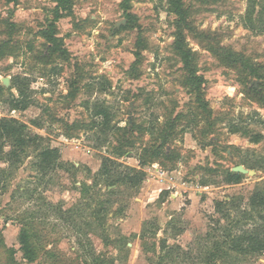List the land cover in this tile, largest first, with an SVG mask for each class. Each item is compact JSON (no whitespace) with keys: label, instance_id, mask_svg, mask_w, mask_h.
<instances>
[{"label":"rangeland","instance_id":"374dc122","mask_svg":"<svg viewBox=\"0 0 264 264\" xmlns=\"http://www.w3.org/2000/svg\"><path fill=\"white\" fill-rule=\"evenodd\" d=\"M58 6L0 0L4 99L15 76L30 80L34 99L23 112L3 99L0 118L44 136L65 164L42 177L31 150L0 176V264H264V255L224 246L228 226L234 234L264 227V206H249L264 192V138L253 142L264 136V0H182L183 19L170 0ZM251 10L256 30L247 27ZM180 40L200 83L176 50ZM102 107L112 131L94 127ZM105 157L144 169L145 182L108 193L115 178L98 177ZM238 166L255 174L228 184ZM218 201L235 203L231 220Z\"/></svg>","mask_w":264,"mask_h":264},{"label":"trees","instance_id":"16d2710c","mask_svg":"<svg viewBox=\"0 0 264 264\" xmlns=\"http://www.w3.org/2000/svg\"><path fill=\"white\" fill-rule=\"evenodd\" d=\"M9 3H17L19 0H7ZM174 11L181 19L184 18V10L182 6V0H170ZM58 9L63 11L71 10V0H57ZM255 10L249 11V24L248 28L254 29L252 16ZM183 22V20H181ZM54 41V40H53ZM48 50L58 52L59 49L50 42L47 46ZM176 50L183 57L185 66L189 69L190 78L195 83H200L201 79L195 73L191 63V53L185 47V44L181 40L176 44ZM31 82L27 77L15 76L11 81V87L8 89L10 92L9 97L4 99L6 88L0 87V103L4 99V102L9 104L12 111L23 112L27 111L34 105V99L31 92ZM16 91L17 95L13 93ZM96 116L100 119L99 123H94L95 128H99L103 132L112 131V114L105 108H99ZM261 124L264 125V122ZM37 128H39L37 126ZM264 136L258 134L253 140L254 143H259ZM46 138L42 135L32 132L29 126L25 123L18 121L16 118L3 117L0 118V176L2 179L8 178L9 171L17 170L23 162L29 158L30 151L35 150L37 153V163L35 164L37 173L42 177L49 176L50 174L64 169V162L62 160V154L59 149L53 148L50 145L45 146ZM1 164H5L7 168H2ZM145 161L139 160L141 167L145 166ZM245 165V164H243ZM246 166V165H245ZM123 169L122 172H119ZM250 169L255 170L254 167ZM115 175V176H114ZM98 177L111 179L115 178L111 184L107 187L108 193L112 194L116 190L118 185L125 184L130 187H140L146 180V172L144 169L133 168L124 166L116 159L111 157H105L102 161L101 169L98 172ZM245 175L229 171L226 175V182L228 184H239L245 179ZM84 188L88 187L84 185ZM249 206L253 211L256 208L264 206V192L257 190L250 198ZM235 207V203L218 201L216 202V211L223 215L226 220H231V209ZM247 214V213H245ZM237 224V221H236ZM226 242L224 246L229 251L240 255L260 254L264 255V227L261 229L253 230H239L234 234V227L228 226L225 228ZM21 246L24 252L25 259L29 262L34 261V253L29 245V237L27 234L21 236ZM163 249H167L169 253L173 252L178 247H170L164 242Z\"/></svg>","mask_w":264,"mask_h":264},{"label":"water","instance_id":"95a60500","mask_svg":"<svg viewBox=\"0 0 264 264\" xmlns=\"http://www.w3.org/2000/svg\"><path fill=\"white\" fill-rule=\"evenodd\" d=\"M233 172L240 173V174H243V175H252V174H255L254 171L247 170L244 166H238V167L234 168L233 169Z\"/></svg>","mask_w":264,"mask_h":264}]
</instances>
